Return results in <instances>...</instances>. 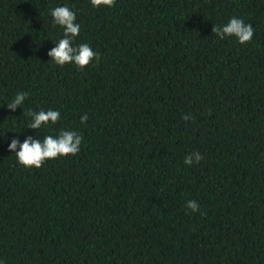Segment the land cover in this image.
<instances>
[{
	"label": "trees",
	"instance_id": "trees-1",
	"mask_svg": "<svg viewBox=\"0 0 264 264\" xmlns=\"http://www.w3.org/2000/svg\"><path fill=\"white\" fill-rule=\"evenodd\" d=\"M59 6L99 54L83 69L48 56ZM233 17L250 42L213 33ZM62 130L76 155L9 151ZM0 264H264V0H0Z\"/></svg>",
	"mask_w": 264,
	"mask_h": 264
},
{
	"label": "clouds",
	"instance_id": "clouds-1",
	"mask_svg": "<svg viewBox=\"0 0 264 264\" xmlns=\"http://www.w3.org/2000/svg\"><path fill=\"white\" fill-rule=\"evenodd\" d=\"M115 0H91L93 7L105 5L113 7ZM53 23L59 25L64 29L63 38L56 42V46L48 53L51 60L59 66L67 63H74L80 69L85 68L94 59L99 60V54L94 52L88 44H80L73 46V40L80 33V25L75 23L76 14L67 6H59L51 10ZM213 33L220 39L225 36H234L240 44L248 43L252 40L254 29L251 24H245L242 19L230 18L227 24L221 26H214ZM28 94L24 92L18 93L14 99L6 106L8 109L15 111L25 100ZM31 117V123L28 128L38 130L42 125L51 122L55 124L60 118V112L56 110H41L33 112L29 110L25 113ZM191 117L185 115L183 119L189 120ZM88 120L87 114L81 117V123ZM82 136L75 131H60L57 137L51 135L44 136L43 140L34 139L29 136L20 143L17 139H13L8 148L10 152H14L17 161L20 165L31 168H40L48 159H55L60 156L67 157L69 155H76L80 151ZM17 148L19 150L17 151ZM203 159L199 151L193 152L184 157V164L191 166L193 162L199 163ZM186 207L192 212L199 210V205L194 200L187 201Z\"/></svg>",
	"mask_w": 264,
	"mask_h": 264
}]
</instances>
